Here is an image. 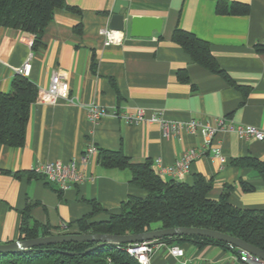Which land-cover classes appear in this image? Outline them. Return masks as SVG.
<instances>
[{
  "label": "crops",
  "instance_id": "1",
  "mask_svg": "<svg viewBox=\"0 0 264 264\" xmlns=\"http://www.w3.org/2000/svg\"><path fill=\"white\" fill-rule=\"evenodd\" d=\"M81 14L56 11L42 34V47L33 50L31 34L0 27V92L7 93L17 71L29 62L27 77L46 90L55 74L66 80L73 103L61 99L54 105L31 106L26 142L21 148L0 145V244L20 240L23 223L53 234L93 211L95 220L120 211L130 198H145L135 186L130 169L105 168L99 153L81 158L89 145L100 151L120 152L131 163L170 166L191 148L207 145V134L180 132L166 138L158 123L126 124L105 118L92 124L87 107L97 104L111 112L166 121L251 126L264 131V0H224L249 6L248 15H220V0H65ZM117 1L127 2L131 16L159 19L161 31L152 37L131 36L130 23L120 45L106 46L101 30L109 29ZM179 28L207 42L222 74L193 62L172 41ZM185 73L187 82L180 80ZM220 150L225 164L215 157ZM77 160L88 181L61 192L54 184L31 173L37 164ZM264 164V142L243 140L236 132L215 134L200 159L192 163L183 182L196 176L212 182L209 197L219 200L228 193L231 205L241 209L264 208V180L258 170L240 160ZM156 171L155 167L153 166ZM165 181L171 180L164 178ZM160 229L153 225L152 230ZM185 252L175 258L167 250L152 256V264H245L228 248L192 243L176 244ZM239 250V249H238Z\"/></svg>",
  "mask_w": 264,
  "mask_h": 264
},
{
  "label": "trees",
  "instance_id": "2",
  "mask_svg": "<svg viewBox=\"0 0 264 264\" xmlns=\"http://www.w3.org/2000/svg\"><path fill=\"white\" fill-rule=\"evenodd\" d=\"M67 10L81 14L65 0H0V27L18 30L35 37L33 50L42 47L41 39L56 11ZM249 6L220 0L217 13L220 15H248ZM172 41L179 45L198 65L222 74L211 54L207 42L177 28ZM264 52V45H258ZM185 73L179 78L187 82ZM38 88L27 77L17 75L7 93L0 92V145L21 148L26 142L31 106L37 102ZM103 167L130 169L132 183L146 192L145 198H130L117 213H108L106 220H95L102 211L93 203V211L77 222L75 228L68 226L64 233L53 234L38 227L30 228L23 223L20 240L63 234H103L114 236L143 234L160 229L199 228L218 231L264 252V208L241 209L231 205L228 193L219 200L209 197L212 182L196 176L192 184L175 180L165 181L153 168V162L134 164L120 152L100 151ZM239 165L255 168L264 180V164L254 160H240ZM159 241L174 246L188 242L198 247L207 245L228 248L240 255L237 248L224 242L200 236L163 238ZM97 243H64L35 247L17 254H0V264H139L119 246L97 247ZM123 247L124 245H120ZM126 246V245H125Z\"/></svg>",
  "mask_w": 264,
  "mask_h": 264
},
{
  "label": "built area",
  "instance_id": "3",
  "mask_svg": "<svg viewBox=\"0 0 264 264\" xmlns=\"http://www.w3.org/2000/svg\"><path fill=\"white\" fill-rule=\"evenodd\" d=\"M100 34L105 39L106 46L120 45L123 42L124 34L120 31L110 29L101 30ZM264 45V43H262ZM31 65L27 62L21 70L17 71L18 75L29 77ZM64 99L70 103L73 100L69 96V90L66 80L61 74H55L51 79V84L46 90H39L37 102L43 105H54L59 100ZM87 115L92 124H98L105 118L119 119L126 124H153L158 123L161 127L163 136L166 138L175 136L180 132L195 134L199 130L204 131L210 144L215 134L221 130L236 132L243 140H255L264 142V131L251 126H237L231 124L226 125L225 120H218L216 125L202 124L195 121L188 123H177L166 121L160 116L146 117L144 110H138L135 114H123L118 112H111L97 104H91L87 107ZM207 145L201 148H191L186 150L182 158L175 164L166 166L161 159L154 161L153 166L156 169L157 175L164 179L166 177L171 180L183 182L190 173L191 165L196 160L204 156L207 150ZM99 153V149L94 145H89L85 154L81 158L82 162H87L90 155ZM215 157L219 158L223 164L225 159L222 157L220 150L215 151ZM77 160L73 159L67 163L63 162H45L37 164L31 169V173L35 176L41 177L48 183L54 184L58 187L59 191L64 192L71 188L84 184L88 181L89 177L78 168ZM130 257L134 258L139 264H152V256L159 250H167L171 256L175 258H183L185 252L179 246H169L159 240L148 241L138 244H129L126 246H119ZM240 258L245 264H264L260 258L250 254L249 252L239 250Z\"/></svg>",
  "mask_w": 264,
  "mask_h": 264
},
{
  "label": "water",
  "instance_id": "4",
  "mask_svg": "<svg viewBox=\"0 0 264 264\" xmlns=\"http://www.w3.org/2000/svg\"><path fill=\"white\" fill-rule=\"evenodd\" d=\"M128 9L127 2L117 1L109 19L108 28L114 31L124 32L128 24L131 29V36L150 38L154 31L160 32L162 21L153 18H144L131 16L124 10ZM182 236H200L211 238L224 242L239 250L249 252L250 254L264 261V252L244 241L234 238L230 235L199 228H174L157 229L145 232L143 234L114 236L103 234H63L39 237L32 240H18L9 244H0V254H17L27 252L35 247L50 246L64 243H97V247H106L110 245L120 246L129 244H138L148 241L160 240L163 238H174Z\"/></svg>",
  "mask_w": 264,
  "mask_h": 264
},
{
  "label": "rangeland",
  "instance_id": "5",
  "mask_svg": "<svg viewBox=\"0 0 264 264\" xmlns=\"http://www.w3.org/2000/svg\"><path fill=\"white\" fill-rule=\"evenodd\" d=\"M155 226V225H154Z\"/></svg>",
  "mask_w": 264,
  "mask_h": 264
}]
</instances>
